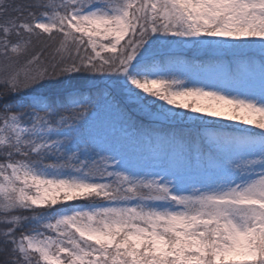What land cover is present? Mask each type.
Wrapping results in <instances>:
<instances>
[{
	"label": "snow or ice",
	"instance_id": "obj_1",
	"mask_svg": "<svg viewBox=\"0 0 264 264\" xmlns=\"http://www.w3.org/2000/svg\"><path fill=\"white\" fill-rule=\"evenodd\" d=\"M0 61V264H264V0H0Z\"/></svg>",
	"mask_w": 264,
	"mask_h": 264
},
{
	"label": "trees",
	"instance_id": "obj_2",
	"mask_svg": "<svg viewBox=\"0 0 264 264\" xmlns=\"http://www.w3.org/2000/svg\"><path fill=\"white\" fill-rule=\"evenodd\" d=\"M15 3H28L29 0H13ZM42 44L39 41H34L33 47L30 50L37 52L42 48ZM163 50V49H162ZM51 49H49L48 53H46L42 60L45 62L50 63L51 62ZM217 58V54H200V53H194L190 51H182L178 49H174V56L173 59L181 60V61H187L191 63L192 61H198L202 64H210ZM220 59H223L225 62L229 60V55L220 54ZM255 59L259 60V57H255ZM23 63V62H21ZM178 66V65H177ZM176 66V68H177ZM255 83L258 87L259 84V75L257 73ZM41 92L45 91V89H41ZM130 114L132 115L133 120L137 124L138 127L142 126L145 129H150L154 132L158 133H171V132H177V133H183V137L186 143H196L201 144L205 140L206 133L209 132H215V131H231V127H224V128H217L212 125V122H201L199 120H196L191 123L186 122H177V121H159V120H153L147 116H144V114H141L134 110L133 108L128 109ZM115 126L120 127L119 121H115ZM119 132L116 131L114 133L115 136H119ZM109 135H113V133H109ZM73 204H84L85 202H71Z\"/></svg>",
	"mask_w": 264,
	"mask_h": 264
},
{
	"label": "rangeland",
	"instance_id": "obj_3",
	"mask_svg": "<svg viewBox=\"0 0 264 264\" xmlns=\"http://www.w3.org/2000/svg\"><path fill=\"white\" fill-rule=\"evenodd\" d=\"M178 50H182V51H190V52H194V53H200V54H203L205 53L203 50L199 51V52H196L190 48H183V49H180V48H176ZM31 52V51H30ZM33 52V51H32ZM35 52H37V50H35ZM205 54H214V53H205ZM21 62H23V58L21 59ZM0 63H2V61H0ZM182 65H178L177 68L175 69V72L176 74L179 75L180 71H182ZM135 111L141 113V114H144V116H147L153 120H155L153 117H150L146 114V112H142V111H138L134 108ZM152 112H155L156 109L155 107L153 106L151 109H150ZM176 111H179L181 112V115H182V119H176V120H171V121H177V122H186V123H191V122H194L196 121L197 119H194V117H197V116H202L203 117V121L204 122H212L213 120H218L219 124L221 125H225V126H231L233 123L235 122H231V121H226V120H220L219 118H215V117H207V116H203V114H198V113H191L190 111L188 110H176ZM186 113V115H185ZM159 121H168V120H159ZM200 121V120H199ZM242 126V125H241ZM243 127V126H242ZM119 129L120 127L116 126V131L119 132Z\"/></svg>",
	"mask_w": 264,
	"mask_h": 264
}]
</instances>
